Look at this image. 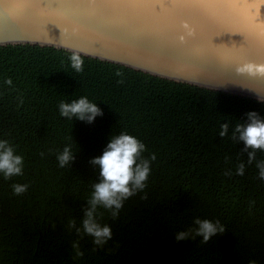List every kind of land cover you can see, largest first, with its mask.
<instances>
[{
    "label": "trees",
    "instance_id": "trees-1",
    "mask_svg": "<svg viewBox=\"0 0 264 264\" xmlns=\"http://www.w3.org/2000/svg\"><path fill=\"white\" fill-rule=\"evenodd\" d=\"M81 97L103 113L91 124L59 113L61 102ZM251 111L264 117V103L60 48L0 46V140L24 158L22 176L0 175V264H264V181L255 165L236 175L244 145L231 130L218 135L221 123L234 127ZM121 132L145 145L142 158L156 160L118 219L99 209L113 239L93 250L92 237L80 239L68 222L80 225L100 180L90 161ZM68 145L75 160L61 168L56 156ZM13 183L29 188L16 196ZM196 217L219 220L226 232L206 244L177 242ZM78 239L84 255L74 258Z\"/></svg>",
    "mask_w": 264,
    "mask_h": 264
},
{
    "label": "water",
    "instance_id": "water-1",
    "mask_svg": "<svg viewBox=\"0 0 264 264\" xmlns=\"http://www.w3.org/2000/svg\"><path fill=\"white\" fill-rule=\"evenodd\" d=\"M40 45L258 99L264 8L255 0H0V46Z\"/></svg>",
    "mask_w": 264,
    "mask_h": 264
},
{
    "label": "clouds",
    "instance_id": "clouds-1",
    "mask_svg": "<svg viewBox=\"0 0 264 264\" xmlns=\"http://www.w3.org/2000/svg\"><path fill=\"white\" fill-rule=\"evenodd\" d=\"M257 15L264 8V0H255ZM72 67L77 71L82 70L81 60L73 56ZM239 74L252 76H264V65H253L245 63L236 68ZM258 100L264 103V94L256 93ZM62 117L69 120L79 119L87 123H93L98 116H102L101 110L89 102L87 97H81L70 103L61 102L58 106ZM231 130L233 142L243 143L241 154H246V161H241L236 166L235 174L243 176L246 168L255 165L257 178L264 181V159H257V153H264V117L257 112L246 113L244 123H238L234 127L231 121L223 122L218 133L220 138L228 137ZM146 151L145 145L137 138L121 132L113 136L108 143L103 154L93 158L90 163L99 169L100 180L92 184L93 191L87 200V205L82 209L83 219L77 226L75 220H69V230H74L80 239L85 236L92 237L95 245L93 250L103 248L113 239L110 225L101 224L97 217L101 215L99 209H104L110 213L112 219H118L124 207V202L139 192L144 191L146 182L151 172V163L156 160L155 154L150 159L142 158V153ZM43 155V154H42ZM59 167L64 168L71 165L75 160L72 146H65L63 151L56 156ZM24 172V158L16 153V149L7 140H0V175L5 180L22 176ZM232 175L231 172L226 173ZM13 194L20 196L24 194L29 185L13 183L11 185ZM147 199V195L142 197ZM193 227L185 231H180L175 235L177 242H186L201 238V243H208L214 236L222 235L226 228L219 220L213 222L199 217L194 218ZM80 239L73 241L74 258L83 257L84 253L80 249ZM248 264H256L255 260H250Z\"/></svg>",
    "mask_w": 264,
    "mask_h": 264
}]
</instances>
